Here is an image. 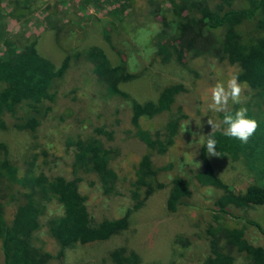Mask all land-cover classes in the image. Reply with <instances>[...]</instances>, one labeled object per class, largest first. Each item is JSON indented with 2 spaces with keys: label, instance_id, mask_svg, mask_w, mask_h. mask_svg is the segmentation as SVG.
Masks as SVG:
<instances>
[{
  "label": "rangeland",
  "instance_id": "obj_1",
  "mask_svg": "<svg viewBox=\"0 0 264 264\" xmlns=\"http://www.w3.org/2000/svg\"><path fill=\"white\" fill-rule=\"evenodd\" d=\"M168 12L165 0H103L102 5H87L84 0H29L28 3L0 0V55L4 51V40H12L19 46H24L27 40H35L40 55L58 67L71 51L82 53L90 47L100 48L112 65L124 63L127 82L120 88L138 102L154 100L164 88L182 85L176 106L181 107L185 119L173 145L163 152L149 148L138 138L136 128L130 123L127 102L102 98L104 92L94 81L84 57L56 83L60 95L54 110L64 114L65 123L46 125L35 132L18 130L11 124L6 130H0V143L7 146L10 162L17 168L19 178L27 168H32L36 174L45 175L49 182L56 177L77 181L78 190L86 200L91 226L129 213V226L125 231L98 245L67 250L65 264H113L108 254L120 247L135 252L140 264H204L209 254L205 230L219 223L230 228L243 226L246 240L264 248L262 236L238 218L222 217L214 221L213 202L222 193L219 189L190 180L191 196L184 200L185 204L174 212L166 208L171 181L175 177L193 178L203 168L200 152L205 137L211 133L208 120L221 121L220 113L207 109L209 89L217 82L227 81L239 70L236 64L219 63L211 56L189 57L185 66L161 63L157 37L167 25ZM104 31L108 32V39L104 38ZM72 87L77 90L76 101L61 99ZM252 99L247 87L243 104L230 103L229 109H249L254 102ZM73 108L89 111L92 121L98 123L103 122L100 120L104 115L106 123L112 125L116 150L110 165L117 179L111 193L103 191L99 176L90 166L78 167L75 163L77 151L71 141L77 134L85 135L90 127L73 121L76 114ZM68 109L72 116H65V113L71 115ZM165 122V116L143 118L140 129L154 133L161 130ZM223 127L221 125L219 131ZM143 156L150 157L158 169V182L162 187L136 208L135 171ZM207 156L215 175L234 192L243 193L252 184L264 187V178L257 179L248 170L244 158L221 159L208 152ZM25 192L20 185L0 180V204L6 220L12 218ZM44 205L46 209L39 218L37 236L47 252L57 255L60 247L49 233L48 222L61 217L63 208L54 196ZM245 211L244 217L264 224V206ZM236 264H248V261L238 256Z\"/></svg>",
  "mask_w": 264,
  "mask_h": 264
},
{
  "label": "trees",
  "instance_id": "obj_2",
  "mask_svg": "<svg viewBox=\"0 0 264 264\" xmlns=\"http://www.w3.org/2000/svg\"><path fill=\"white\" fill-rule=\"evenodd\" d=\"M28 1L25 0V3ZM165 1L169 5V20L157 37L160 62L185 66L189 57L211 56L219 63L227 62L239 67L236 76L241 83L246 82L254 100L247 109V116L255 119L258 127L247 143L225 137L222 131L214 132L216 151L221 159L244 158L248 170L257 179L264 178V0ZM84 2L87 5L103 4V0ZM107 33L103 32L105 39H108ZM26 42L24 46H19L12 40H4V51L0 55V130H6V126L11 124L18 130L35 132L46 125L50 127L65 123L64 114L54 110L60 95L56 83L84 57L90 65L94 81L104 92V96L100 92L102 98H116L128 103L130 123L143 143L161 152L173 145L181 122L185 119L181 107L176 106L181 84L164 88L154 100L138 102L120 88L127 82L124 63L112 65L102 49L90 47L82 53L71 51L56 67L40 55L35 40ZM76 91L72 87L61 99L75 102ZM237 109L234 107L230 111L234 113ZM68 110L71 115L65 113V116H72V111ZM73 111L76 112L73 121L90 127L85 135L77 134L71 141L77 151L75 163L78 167L90 166L99 176L103 191L111 193L117 179L110 165L111 156L116 150L112 125L106 123L104 115L100 120L103 122L98 123L92 121L89 111L80 112L75 108ZM159 116L166 118L161 130L151 133L140 129L143 118L154 119ZM220 118L223 119V113H220ZM207 136L200 152L202 170L193 178L175 177L171 181L166 200L167 210L174 212L185 204L184 200L191 196L190 180H194L201 186L222 191L213 202L215 222L222 217L231 220L238 218L253 227L264 239V224L242 215L249 208L264 206V187L252 184L243 193L231 190L210 166L206 150ZM1 179L26 189L11 219H5L0 204L2 264H52L54 261L65 264L67 250L104 243L129 226V213L91 226L86 200L80 194L76 180L56 177L49 182L45 175L36 174L32 168H27L24 176L19 178L4 143H0ZM161 187L158 169L150 157H141L135 171L133 198L136 208ZM51 196L63 208L61 217L48 222L49 233L60 247L57 255L47 252L37 236L39 218L46 209L44 202ZM244 231L243 226L230 228L221 223L209 225L205 230L209 254L204 264H236L238 256L245 257L248 264H264V248L249 243ZM108 257L113 264H140L136 253L124 247L114 249Z\"/></svg>",
  "mask_w": 264,
  "mask_h": 264
},
{
  "label": "clouds",
  "instance_id": "obj_3",
  "mask_svg": "<svg viewBox=\"0 0 264 264\" xmlns=\"http://www.w3.org/2000/svg\"><path fill=\"white\" fill-rule=\"evenodd\" d=\"M246 88V82L241 83L236 75H232L227 81L217 82L209 89L207 109L214 113H223V119L219 123L208 120L211 133L207 136L206 150L210 155L218 156L217 140L213 137V133L221 130V125L224 126L223 136L239 140L241 143H247L255 133L258 127L257 121L247 116L246 107H240L234 113L229 109L230 103L243 104Z\"/></svg>",
  "mask_w": 264,
  "mask_h": 264
}]
</instances>
